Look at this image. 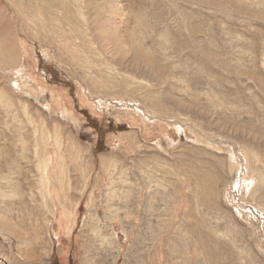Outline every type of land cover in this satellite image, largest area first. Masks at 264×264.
Returning a JSON list of instances; mask_svg holds the SVG:
<instances>
[{
    "label": "rangeland",
    "instance_id": "374dc122",
    "mask_svg": "<svg viewBox=\"0 0 264 264\" xmlns=\"http://www.w3.org/2000/svg\"><path fill=\"white\" fill-rule=\"evenodd\" d=\"M23 1L0 0V264H264V0Z\"/></svg>",
    "mask_w": 264,
    "mask_h": 264
},
{
    "label": "bare ground",
    "instance_id": "6f19581e",
    "mask_svg": "<svg viewBox=\"0 0 264 264\" xmlns=\"http://www.w3.org/2000/svg\"><path fill=\"white\" fill-rule=\"evenodd\" d=\"M27 2V3H23L25 6L22 8V11L24 12V15L25 14H28L29 12H30V10L32 9V6H33V4H34V2L36 1V0H24L23 2ZM91 4V3H90ZM35 5V4H34ZM263 5V4H262ZM91 6V5H90ZM94 6V5H93ZM71 7V6H70ZM89 7V6H88ZM41 10V9H40ZM65 12V11H64ZM64 14V13H63ZM55 16H56V14H55ZM27 17V16H26ZM53 17V16H52ZM31 19V18H30ZM84 19V18H83ZM68 23V22H67ZM101 23V22H100ZM39 24H40V22H39ZM71 24V23H70ZM73 24H74V22H73ZM91 24V23H90ZM95 24V23H94ZM98 24V23H97ZM41 25V24H40ZM47 25V24H46ZM76 25V24H75ZM74 25V26H75ZM84 25H85V23H84ZM99 26H100V24H99ZM40 27V26H39ZM43 27V26H42ZM109 27V26H108ZM105 28H106V26H105ZM101 29V28H100ZM45 30V29H44ZM48 30H50V29H48ZM102 30H103V28H102ZM97 31V30H96ZM105 31H106V29H105ZM74 32V31H73ZM72 32V33H73ZM94 32V31H93ZM79 33V32H78ZM71 35V34H70ZM111 37V36H110ZM109 37V38H110ZM109 40V39H108ZM135 42V41H134ZM86 43V42H85ZM87 44V43H86ZM85 44V45H86ZM140 44V43H139ZM166 44V43H165ZM117 45V44H116ZM120 45V44H119ZM71 47V46H70ZM121 50V49H120ZM137 50V49H136ZM138 51V50H137ZM140 51V50H139ZM96 52V51H95ZM139 54L140 53H136L135 55V57H138L139 56ZM138 55V56H137ZM79 56V55H78ZM144 56V55H143ZM140 58H141V56H140ZM142 60L143 59H145V58H141ZM138 61H139V59H138ZM143 62V61H142ZM144 63V62H143ZM145 64V63H144ZM147 65H149V64H147ZM177 65V64H176ZM155 70V69H154ZM152 74V73H151ZM155 74V73H154ZM155 76V75H154ZM154 79V78H153ZM42 130H44V128L42 129ZM42 133V132H41ZM45 136H46V139H47V141H48V145H52V147H53V149L50 151V152H48L47 154H46V157L45 158H42L40 161H39V163H40V166H42L43 167V178H42V181L45 183V185L47 186V189L48 190H52L53 191V189H52V180H53V178L55 179V177L54 176H52V174L50 173V168L55 164V165H57L58 163V167L59 168H61V171L58 173L59 175H62V170H64V166L62 165V162L63 161H61V162H59V159L58 158H62V156H63V149H64V147H63V139L61 138V135L59 134V132H56V133H54V134H50V133H48L47 135H45V132H43V134H42V137H43V141H44V138H45ZM46 141V142H47ZM61 148H63V149H61ZM66 152L68 153V155H69V157H73V158H77V157H80V152L78 151V149H76V147L74 146V144L73 143H67V146H66ZM63 159V158H62ZM230 159V158H229ZM235 160H237V159H235ZM237 162H239V161H237ZM232 163V162H231ZM246 163H247V160H246ZM63 164H64V162H63ZM232 164H234V163H232ZM237 164H239V163H237ZM103 165V164H102ZM235 165H236V163H235ZM232 166V165H231ZM247 166V165H246ZM232 168H234V167H232ZM247 168H248V166H247ZM201 171V170H200ZM260 173V172H259ZM256 174V173H255ZM255 174H252V176L251 177H245L244 178V182L246 183V187H250V186H252V182L250 181V180H253L254 182H256L257 181V179H256V177H255ZM195 175V174H194ZM67 176V175H66ZM249 176V175H248ZM7 179V177L5 178L4 176H0V183H1V181H4V180H6ZM60 179L63 181V179H62V177H60ZM250 179V180H249ZM259 179V178H258ZM70 182V181H69ZM75 182V181H74ZM76 183V182H75ZM201 183V182H200ZM235 184V183H234ZM239 184V183H238ZM241 184V183H240ZM73 185V184H72ZM245 184H243V186H242V189H243V191L245 190V186H244ZM18 186V185H17ZM65 186V185H64ZM241 186V185H240ZM255 186V185H254ZM54 187H55V185H54ZM208 187V186H207ZM233 187V186H232ZM236 187H238L237 185H236ZM253 187V186H252ZM75 188V187H74ZM211 188V187H210ZM254 188V187H253ZM258 188H259V186H258ZM2 189V187H1V185H0V190ZM254 190V189H253ZM62 192V191H61ZM64 192V191H63ZM254 192V191H253ZM52 195V194H51ZM52 197V196H51ZM67 198V197H66ZM261 198V197H260ZM257 208V207H256ZM254 209V208H253ZM261 209V208H260ZM262 212H263V214H264V209L263 210H261ZM55 213H57V211L55 212ZM67 214V213H66ZM3 222H5V223H8L9 225H10V227H8L9 228V230H12V228H13V225H11L12 223H9L8 221H2V223ZM29 230V229H28ZM5 231H7V230H5ZM14 232V231H13ZM13 232H11V233H13ZM235 232V231H234Z\"/></svg>",
    "mask_w": 264,
    "mask_h": 264
}]
</instances>
